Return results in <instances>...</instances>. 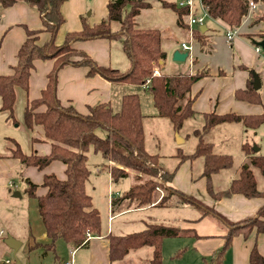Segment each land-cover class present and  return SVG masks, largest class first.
<instances>
[{"label":"trees","instance_id":"obj_1","mask_svg":"<svg viewBox=\"0 0 264 264\" xmlns=\"http://www.w3.org/2000/svg\"><path fill=\"white\" fill-rule=\"evenodd\" d=\"M18 1L37 9L42 17L43 28L38 30L25 28L26 39L17 50V62L13 73L0 75V110L7 113V118L13 117L16 88L28 90L34 60L55 59L47 75L46 87L41 90L39 97L30 101L23 112L24 126L30 131L37 125L41 126L45 139L50 141V151L47 154L24 153L15 140V148L12 150V156L17 158L23 167L33 166L42 170L54 160L65 165L64 179L53 173L43 175L40 185L46 191L41 195L36 194L38 185L25 178L27 186L24 191L29 198L36 201L38 214L48 239L43 244L44 252L52 250L58 239L80 245L87 231L94 234L100 231L99 212L94 208L92 199L85 189L90 175L88 165L90 150L117 164L109 169L113 181L127 176L123 168H132L139 173L134 176L136 182L123 193L121 199L136 200L137 205L150 204L155 197L153 196L155 188L159 186L163 190L160 204L166 202L173 194H176L179 200L186 197L194 201L171 185L177 166L171 170H163L158 165V156L146 151L144 115L140 110L137 93L123 94L118 111H113L108 103H97L89 107L87 114H80L72 105L62 104L56 97L58 70L66 64L86 66L88 75L99 74L112 82L135 84L147 89L159 115L167 118L175 131L183 127L186 120L194 114L191 108L193 98L189 97L191 86L196 80L207 75L208 71L200 68L192 74L179 72L173 75L166 73L152 75L155 65L159 68L165 58V52L161 48V33L157 28L135 26V17L141 9L150 7L152 0H108L107 14L104 18L90 26L85 17H82L81 30L67 32L60 45L55 44V35L64 21L60 6L65 0H0V7L5 8ZM156 1L162 8L175 13L178 26H187V10L179 7L177 0ZM252 1L264 5V0ZM201 2L210 19L219 20L232 28L241 24L249 6V0H201ZM257 20L264 22V14ZM112 24L115 26L112 27ZM42 31H47L49 38L40 44L38 35ZM192 34L200 46L206 45V32L197 28L192 30ZM98 37L123 39L121 50L130 62L128 71L119 72L110 66L99 65L88 54L71 44L72 40ZM246 37L264 40V30L257 37L253 34H246ZM147 78L149 83L145 85ZM235 97L262 105L258 90L250 84L245 89L235 90ZM204 117L205 123L202 128L192 131L198 139L194 151L187 154L178 148L175 153L178 163L185 159L202 158V175L207 180V190L213 198L232 193H239L248 198L264 196V190L258 188L253 173V169L256 168L264 176V154L254 151L252 145L248 143L242 144L241 149L246 155V161L236 169L228 188L214 191L210 186L211 176L222 170L231 169L234 162L231 155L214 152L212 144L203 139L204 133L221 123H239L245 128L255 129L264 122V111L259 114L210 112L205 113ZM97 127L105 128L107 135L105 137L97 135L95 132ZM140 172L152 178L142 180ZM227 223L229 229L222 248L216 254L217 257L229 247L232 237L241 231L247 233L255 229L257 233H264V206L254 217L245 218L237 223ZM186 234L187 230L177 226L148 223L144 229L136 232L110 235V259H120L130 249L152 246L149 264H161L162 240L165 237ZM249 264H264L255 244L249 255Z\"/></svg>","mask_w":264,"mask_h":264},{"label":"crops","instance_id":"obj_2","mask_svg":"<svg viewBox=\"0 0 264 264\" xmlns=\"http://www.w3.org/2000/svg\"><path fill=\"white\" fill-rule=\"evenodd\" d=\"M107 1L108 0H65L60 6V12L64 17V21L57 29L55 44H62L67 32L81 30L82 17H85L90 26L98 23L107 14ZM256 5L258 6V3H256ZM213 21L217 22L222 30L220 28H209L206 23L198 27L200 29L201 26H205L203 30H201L207 33V43L204 47L200 46V43H198L194 37L192 40L189 39L188 25L183 27L187 30L186 39H177L175 31L168 33L166 30L161 31L157 28L161 33V48L163 49L164 47L169 51V55L171 56L169 60L174 67V70L171 67L172 70L169 75L179 72L192 74L200 68H205L208 71L207 75L196 80L191 86L189 97L193 98L191 108L194 114L189 117L183 125L189 129L191 135H193L192 131L194 129H201L204 125L205 113L213 112L216 114H224L234 112L236 114H259L264 110V60L254 50L256 46L255 42L258 41L259 38L253 40L246 37V34L253 33L252 24L255 25L257 23H253L250 19V15H246L244 19H242L241 24L235 27L237 34L228 40L226 38V30L232 27L226 26L219 20ZM25 28L30 30L43 28L42 17L36 8L22 1H18L5 8L0 7V75H9L13 73L14 66L17 62V50L26 39ZM262 30H264V28L261 29V31L257 30V32L261 33ZM38 36L39 40L46 41L49 38V33L47 31H42ZM115 39L118 38L109 39L106 37H98L94 39H78L72 40L71 44L74 48L88 54L99 65L110 66L118 70V68L115 67V62L117 61L114 60L112 49V41ZM118 40L121 41L120 52H122L121 44L123 39L119 38ZM187 40L192 45L190 51L183 50L181 47V43H186ZM175 50L187 52L185 59L182 61L174 60L173 53ZM164 52L166 57V51L164 50ZM54 60V58L34 60V66L30 71L28 90L23 91L20 88H16L14 108L18 104L24 112V109L29 105L30 101L40 96L41 90L47 85V75L54 65ZM183 63H187V71H178V68L181 67ZM128 69L126 71H128ZM87 70L88 67L86 66L72 64H66L61 67L56 74V97L62 104L72 105L80 114H87L90 106L97 103H108L110 105L112 98L116 96L117 110H119L121 96L128 92L126 88H119L117 85H126V83L112 82L99 74L88 75ZM159 70L160 73H165L164 59L161 66H159ZM253 73H256L260 80V87L257 90L260 94L262 105L252 104L235 97V90L245 89L248 84L252 86ZM114 87H116V92ZM262 88L263 91H260ZM151 101L156 110L154 115L163 117L159 115V111L154 105L153 100ZM145 118L144 115L143 127ZM9 119L10 118H7V113L0 110V124L3 129H9L11 127V122H8ZM198 124H201V126L197 127ZM248 129L249 128L243 126V128H240V131L243 130L244 133H247ZM28 132L30 133L31 146L34 145V152L38 154H47L50 151L51 145L50 141L45 139L41 126L37 125L32 131L28 130ZM207 132H210V129ZM206 133L203 134V137ZM1 138L0 148H3L0 149L1 189L9 187V185L16 186V181L13 180L15 170L23 181H25V178H29L33 183L38 185L36 188L37 195H41L46 191V189L40 185L44 174L53 173L60 179L65 178V165L58 160L52 161L42 170H38L33 166H21L19 160L12 156V150L15 148L14 140L17 143L18 141L14 137L7 136L6 134H3ZM180 142H184L183 139L178 141V143ZM207 142L214 146L211 141ZM244 143L252 145L247 141L244 142L241 140L240 148ZM253 145L257 146V144ZM177 149L178 148H176V150ZM259 151L260 148L256 152ZM155 155L158 156L159 165V155ZM93 156L97 161L95 173L99 174L105 172L107 175L106 191L103 190L101 196L103 200L102 208L104 209V215L102 214L103 218L101 217L100 209L95 205L94 199L96 197L94 198L86 191L92 199L94 208L98 210L100 215L99 233L94 234L87 231L89 237L85 236L80 245L58 239L55 241L52 250H46V252H44L43 244L46 243L48 239L42 222L41 224H39V222L38 225L35 226L33 223L31 224L29 222V215H24L21 218H24L26 221L21 226L23 229L21 236L14 235L12 232L6 234V226L0 224V264H66V262H70V264H149V259L151 258L153 250L152 246L130 249L122 258L111 260L109 255V236L125 235L144 229L148 223H160L161 221H156L152 216L145 215L148 209H190V205L198 210L196 215L190 210L189 214L173 217L172 220L175 224L160 223L177 226L188 232L186 235L165 237L161 244L162 253L163 247L166 245V248L172 246L174 255H179L180 249L178 251L175 250L182 246L181 250L186 248V252L190 253V257H193L197 264H204V262L207 264H249V255L255 244L264 260V233H257L255 229L247 233L241 231L234 235L229 247L225 249L222 255L219 257L216 256L217 252L222 248L224 237L229 229L227 222L237 223L245 218L254 217L257 211L264 206V196L248 198L239 193H232L228 196L213 198L207 190V180L202 173L201 178L196 182L193 181L190 168L186 171L182 170V166L190 165L196 159H185L177 165L171 185L184 195L194 197L196 200L190 201L185 196V198L179 200L178 196L173 194L166 202L160 204L159 201L163 196V190L159 187V190L157 189L159 193L157 192L154 200L150 204L137 205V201L135 200L130 201L128 198H120L123 193L136 182L135 178L131 176L132 180L128 183V187L124 191L121 192L117 189L113 190V182L120 181L124 177L119 178L117 181H113L109 170L106 169V165L112 163V161L104 158L100 153L93 152ZM246 159V155L242 151V156L237 166H232L231 173H225L223 179L218 176L221 171L213 174L210 180L211 188L214 191L228 188L235 176L236 169L243 164ZM161 168L167 170L163 166H161ZM217 177L221 178V180ZM88 182L89 177L86 186ZM86 186L85 189L87 190ZM261 190H264V188ZM5 192L11 194V189ZM3 193L4 192H1L0 194L3 195ZM11 196H14L13 193ZM125 215H129V217ZM123 216H125V218ZM120 217H123V220L114 223V221L120 219ZM11 218L12 216L10 214L5 215L0 213L1 222ZM133 223H138L141 229L128 231L127 228L129 224ZM8 235L20 242L16 251L5 244L4 239ZM182 238L185 240L183 241ZM59 241H62V244H60ZM24 242L26 243V252L18 258V251L24 245ZM39 249H41L42 252H40ZM49 253L53 254V256L51 260L47 261L45 259H48L47 255H49ZM10 255L14 256L13 260L10 258Z\"/></svg>","mask_w":264,"mask_h":264},{"label":"rangeland","instance_id":"obj_3","mask_svg":"<svg viewBox=\"0 0 264 264\" xmlns=\"http://www.w3.org/2000/svg\"><path fill=\"white\" fill-rule=\"evenodd\" d=\"M258 6L256 5L253 11L250 12V19L253 21V35L257 37V35L260 34L261 29L264 28V22L262 20H257L261 15L264 14V5L261 2H257ZM152 6L150 8L141 9L140 13L135 17L136 26L138 28H159L161 31L166 30L169 32H176L177 39H186L187 38V30L185 28L178 26L175 23L176 15L173 11L169 9H163L156 0H152ZM197 13L200 12V9L198 8L196 10ZM247 15V14H246ZM245 15V16H246ZM244 16V17H245ZM244 17L242 19H244ZM187 20V18H186ZM256 20V21H255ZM205 23L209 28H215L219 29L220 26L217 22L213 21L212 19H205ZM115 26L112 24V27ZM221 29V28H220ZM222 30V29H221ZM263 32V30H262ZM167 33V32H166ZM44 40H39V43H43ZM120 43L121 41L118 39H115L112 41V49H113V57L115 62L116 68H118L119 72H126V70L129 68V60L125 57V55L120 52ZM186 43H189L187 40ZM179 47V46H178ZM163 49L166 51V57L164 58V72L169 74L170 71L174 70V67L171 64V61L169 58L171 57L169 55V51L166 50L164 47ZM157 66V65H155ZM172 67V68H171ZM178 71H187L188 66L187 63H183L181 67L178 68ZM119 88H126V91L128 93H137L140 100V110L145 115L144 119V134H145V149L148 153L152 154H158L159 155V165L163 166L167 170H171L174 167H176L179 163L176 157H174L176 153V148H180L185 153H190L194 151L195 145L197 143V137L194 135H191L189 132V129L186 126H183L178 132H175L172 129L171 122L165 118V117H158V115H154L155 108L152 105V99L149 91L147 89H144L138 85L135 84H124V85H117ZM115 92H116V87ZM260 91H263V88L260 89ZM114 92V94H115ZM113 94V95H114ZM116 96L112 98L110 107L113 111H118L117 103H116ZM264 111V110H263ZM22 113L23 110L16 105V107L13 109V117L9 119V123L11 124V127L9 129H3L2 125L0 124V142L2 140L3 134H6L7 136L14 137L22 151L29 153L31 151H35L33 146H31L30 142V133L23 125V119H22ZM202 122V121H201ZM196 125V124H195ZM201 124H198L197 127H200ZM243 128L241 124L238 123H223L219 125H215L210 129V132H207L206 135L203 137V139L206 141H211L213 146V151L217 153H224L231 155L233 159V166L236 167L241 156L242 151L240 148V142L247 141L252 144H257V146L260 148L259 153L264 154V122L260 124L257 128L250 130L248 129L247 133H244L243 130L240 131V128ZM95 132L97 135L101 137H105L107 135V131L103 127H97L95 129ZM180 139H183L184 142L178 143ZM0 149H3L2 147ZM32 149V150H31ZM93 150H90L88 153V165L90 168V176H89V182L87 183V192L92 195L95 199V205L100 209L101 217L103 218L104 212L102 208L103 200L101 198L103 190L106 191V181H107V175L105 172L96 174L95 173V167H96V159L93 156ZM111 161V160H110ZM113 163V164H112ZM112 163H108L106 165V169H110L112 166H116L117 164L112 161ZM148 164V163H146ZM20 167V166H19ZM123 168V167H122ZM188 168L191 169L192 178L193 181H196L201 178L202 173V159L198 158L195 161H193L190 165H184L182 166V170L186 171ZM21 170V169H20ZM123 170L127 173L129 176H125L123 179L117 182H113L112 187L113 190H119L124 191L128 187V183L131 182V176H136L139 173L137 170L132 168H123ZM231 173L232 168L224 171H221L218 176H220L223 179V176L225 173ZM254 176L257 181L258 188L263 189L264 188V176L259 173V171L254 168L253 169ZM185 175V173H184ZM140 178L142 180L151 178L147 174L140 172ZM159 176V175H158ZM219 178V177H217ZM221 178H219L221 180ZM13 180L16 181V186L9 185L7 188H0V193L4 192L3 195L0 194V213L2 214H10L12 216L11 219L0 221V224H3L6 226V234H9L12 232L14 235L21 236V233H23V229L21 226L25 223V219L21 218L24 215H29L30 217V223L33 225L41 224L38 212H37V205L36 201L34 199L29 198L24 188L26 187L25 181L21 179V177L16 173V170L14 171ZM159 187V186H157ZM11 189V194L14 191H18L20 193L19 197H12L11 194L8 192H5L6 190ZM157 189L155 188V192L153 196H156ZM159 193V192H158ZM210 194V193H209ZM211 195V194H210ZM192 199L196 200L194 197H191ZM131 201V200H130ZM136 201V200H135ZM194 213L196 215L198 213V210L190 205V209L186 208H180L178 210L175 209H148L145 212V215L152 216L156 221H161L160 223H173L172 218L177 217L184 214H189V211ZM103 214V215H102ZM129 217V215H125ZM125 216H123L125 218ZM123 217H120V219H116L114 223L120 222L123 220ZM126 217V218H127ZM141 226L138 223L129 224L128 231L131 230H137L141 229ZM184 241L185 239L182 238ZM60 244H62V241H59ZM168 242V241H165ZM166 244V243H165ZM184 245V244H182ZM168 247V246H167ZM180 247V246H179ZM169 248V247H168ZM166 248V245L163 247V253L161 250V264H197L195 262V259L193 257H190V253H187V249L181 250V248L176 249L175 251H180L179 255L173 254L172 246L168 249ZM40 252H42L41 249H39ZM26 252V243L24 242V245L20 248L18 251V258L24 255ZM48 259H45L47 261L51 260L53 254L49 253ZM189 256V257H187ZM10 258L13 260L14 256L10 255ZM47 258V257H46ZM188 258V259H186Z\"/></svg>","mask_w":264,"mask_h":264},{"label":"built area","instance_id":"obj_4","mask_svg":"<svg viewBox=\"0 0 264 264\" xmlns=\"http://www.w3.org/2000/svg\"><path fill=\"white\" fill-rule=\"evenodd\" d=\"M248 12L247 15L250 14L251 11L256 6V3L253 2L252 0H249L248 2ZM177 5L179 7H183L187 10V25L189 28V39L192 40L193 34L192 30L193 28H198L200 25H203L205 23V19L209 18L201 0H177ZM200 9V12L197 13L196 10ZM237 34L236 28H230L226 30V38L229 40L231 39L234 35ZM181 47L183 50L190 51L192 49V45L189 43L182 42ZM255 52L264 60V50L260 46H255L254 48ZM152 75H160V70L157 66H155L152 69ZM149 83V79H146L145 85ZM156 189L159 190V187H156ZM86 237H89V233H86ZM66 264H70V262H66Z\"/></svg>","mask_w":264,"mask_h":264},{"label":"water","instance_id":"obj_5","mask_svg":"<svg viewBox=\"0 0 264 264\" xmlns=\"http://www.w3.org/2000/svg\"><path fill=\"white\" fill-rule=\"evenodd\" d=\"M203 27L205 26H201L200 29L203 30ZM255 44L257 46H260L263 50H264V40H258L255 42ZM187 56V52H179L178 50H175L173 53V59L177 60V61H182L185 59V57ZM252 86L255 90H257L260 87V80L258 78V75L256 73H253V81H252ZM254 151H258L259 148L255 145L252 146ZM14 196H19V192L15 191L13 192ZM4 242L7 246H9L10 248H12L14 251L17 250V248L20 245V242L18 240H16L15 238H13L12 236L8 235L5 239Z\"/></svg>","mask_w":264,"mask_h":264}]
</instances>
